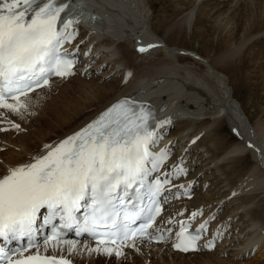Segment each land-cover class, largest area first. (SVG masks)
I'll return each mask as SVG.
<instances>
[{"label":"snow or ice","instance_id":"6c2138e0","mask_svg":"<svg viewBox=\"0 0 264 264\" xmlns=\"http://www.w3.org/2000/svg\"><path fill=\"white\" fill-rule=\"evenodd\" d=\"M69 8L64 0H45L42 4L40 0H0V108L18 112L26 107L20 97L46 85L52 75H74L71 68L75 61L60 48L73 40L76 33L66 34L58 27L61 13ZM76 22L67 20L63 28L66 30ZM9 100L15 103H8ZM148 119V114L137 113L128 101H122L57 146L45 145L46 155L8 169L0 177V238L10 241L27 237L24 250L33 247L32 237L42 208L49 212L45 225L52 224L57 217L62 222L59 229L53 225L52 235L45 240L58 241L53 249L59 246L63 229L75 228L77 235L89 233L96 239L98 246L88 249L90 254L120 255L108 245H123L137 234L151 237L147 230L161 211L157 199L162 191L161 182L149 188L148 207L140 206L138 211L130 212L126 199L130 190L138 191L134 186L143 187L146 164L153 156L149 143L154 142V133L149 131ZM166 154L161 153L159 159ZM137 199L141 197L137 195ZM82 207L88 210L81 222L76 213ZM192 215L195 218L197 213ZM140 219L146 222L133 228ZM205 226L201 225V229ZM185 231L186 226L182 225L177 236L179 243L174 246L185 252L198 250L199 236L185 235ZM63 242L77 250L75 241ZM0 262L71 264L68 259L41 255L39 251L13 262L2 247Z\"/></svg>","mask_w":264,"mask_h":264},{"label":"bare ground","instance_id":"6f19581e","mask_svg":"<svg viewBox=\"0 0 264 264\" xmlns=\"http://www.w3.org/2000/svg\"><path fill=\"white\" fill-rule=\"evenodd\" d=\"M86 1H90L92 3L94 2L97 5L96 7L104 9L106 14H109L110 16H112L113 18L111 21H114V23H117L119 25V27H117V31L118 29H120V27L123 26L124 23L126 24L127 22V18L125 17L126 15H123L122 12L128 13V14L130 13L131 14L130 17L131 16L134 17L135 19L134 23L131 22L133 26L139 24L141 25L143 29H145L146 25L142 26V24H143V20H145L148 17H146L145 19L142 17L143 15L142 12L144 9V6L142 5V0H85V2ZM182 1L183 0H179V3H181ZM188 1H185V0L183 1L184 4L189 5L187 6L188 8L192 7V5L196 2V0H191L189 2ZM226 1L227 0H216L214 2H216V6L220 4L222 6V4L225 3ZM94 3H93V6H95ZM148 4H149V8L153 10L154 4L151 1H149ZM202 4H203L202 12L204 11V13H206L205 12L206 5H210L211 0H204ZM113 6L118 10L116 11ZM245 7H246V10H243V18L245 19L244 26H242L241 29L237 30V32L231 29L230 34H227V35H223V33L222 35L219 34L220 36L218 38V43H216V45L222 46L223 49L220 50L219 54H214L211 56H209L208 54L207 55L209 56L208 61L206 59H198L197 57H194L192 54L185 55L179 52L177 54L176 48L171 49V45L177 46L179 48L184 47L180 43L179 39L186 37V32H185L186 26L185 25L190 24L189 22L193 15V11L189 10L188 13L185 16H183L184 20H182L176 26H171V28L168 30V35H166L167 43L165 44V46H166V50L169 49L170 51L167 50L168 54L167 53L165 54L167 56L164 57V55H161L159 58L151 57L156 54V51H158V49L157 50L153 49L151 51L141 54L139 51V48H136L135 53H133V57L130 56L132 55V52H130V54L127 52L124 53L123 58L126 59L124 64H126L125 67H128V74L129 73L133 74V77H134V78L132 77L134 79L133 81L130 80V81H126L125 83H122V79H120L118 82H109L103 85L98 84L97 82L93 81L92 83H87V87H89V89H85V88L83 89L82 87L83 84L77 83V85L72 86L71 88L72 90H70L69 87L71 86L65 84V81H66L65 79H56L52 84H50L49 87L42 88L41 90L39 89L36 92L32 93L30 96L24 98L23 101H27L26 108L25 109L20 108L18 111L20 114H16V117L18 120L22 119V121L21 120L20 121L22 123L23 129L24 128L27 129L28 132H22L16 136H14L12 132H8V133L0 132V138L6 141L5 144L14 145L15 147L13 149H16L18 147L16 149L18 151L10 150V149L7 151H0V176L2 174L7 173L6 170L15 166L14 164L19 163V162H24V161H30L34 156L42 152L41 147L46 142L52 141L53 139L56 140L58 137H63L65 135L72 134L79 127L86 124L93 117H95L99 112L103 111L106 107H108L113 101L121 97V95H124V94L127 95V94L134 93L136 94L137 97H140L142 99H147L149 97L152 98L153 101L155 102L156 107L158 108L159 114L162 116L163 123L159 124V127H162V126H165L164 123L168 125V123H170L174 119L175 117L174 114H176V112L177 113L180 112L177 105L174 106V103L176 100L177 102H179L178 100H180L181 98L183 99V97L185 96L183 94H186L188 98L187 97L185 98L186 100H188V102H190L191 100L192 101L195 100L193 102L197 103L199 106L201 104L203 106V103L200 101L198 102V99L202 98L208 102L210 100H213L215 103H213L214 105L212 109H217L216 112L214 113H217V112L219 113L218 109H220L222 113L226 111L227 118L230 120V122L233 123L232 125H234L236 129H238L239 134H240L236 142L233 143L231 146H229L228 149L226 148V150H224L226 152L221 156L219 154L220 151L216 152L214 150L215 152L213 151V154L209 156V158L203 157L204 154L207 153V151L208 152L211 151L206 146V143H205V139L207 135L208 137L210 136V133H208L207 135H203V137H200L195 144L189 143V146H191L192 148H206L205 153L200 152L197 155V159H196L197 162L200 159H202L201 162L210 160L209 163H212L216 161L217 159L218 160L221 159L224 156H226L227 159L230 157H235L237 159L236 154L238 155L243 154V156L244 155L247 156L248 153H253L255 156V160H256V163H254L247 170L246 175L243 181H241V183H239L237 180H231L229 182L230 186L228 190L224 191L225 192L224 194L220 196L218 195L217 198L211 197V199L210 198L207 199L208 201L209 200L210 201L205 204H209V203L213 204V207L219 206V205L222 206L221 204L222 201L227 199L228 197L226 196L230 195V193L232 192L240 193L242 191H245L246 193L247 190L248 191L255 190V192H253L251 195L247 194L248 196H244V197L243 195L238 197L239 195L235 194L238 197L237 200L242 201V204L239 205L241 208V207H244L243 205L246 202H251L252 198L255 199L257 198L258 195L263 194L264 193V164H263L264 162H262L261 160L264 161V120H261V122H258L256 124L257 128L254 127L253 129V132L255 133H253L251 129L248 128V124H249L248 122L251 123L252 117L249 116V113H247L246 109L243 106V103L240 101V99L236 95L235 90L232 92L230 91L231 89H229V86H228L229 84L226 80L227 74H232L234 77H237L238 72H244L246 75H247V71L251 72L250 68L248 70L246 69L244 70L242 69L243 67H241L242 64H245L248 62L247 57L250 56L249 54L254 53V55H256V57L258 58V60H261L262 58H264L263 57L264 49L263 50L260 49L259 52L257 53L252 52L253 50L256 49L254 48L256 47V45L254 44L253 45L249 44L248 47H245L246 49L244 50V52H241V53H244L243 58L238 57L239 52H240L239 49H236V47L232 48L233 46L232 43L233 42L236 43L237 41H239V43L237 42L238 44H245V46H247L246 44L247 42H249L248 40L251 38V37L248 38L247 36H249L250 34L251 36H253L256 33H259L264 28V0H247V4L246 6H244V8ZM204 21H206V18L204 20L203 19L200 20L199 22L201 23ZM164 23H166L165 25L167 27V22L164 21ZM213 27L211 29H213ZM209 28H208V35H210ZM155 32H156L155 33L156 37L150 34L148 35L147 33L144 36V39L140 41V44L142 43V41H145V39L147 41H150V40L157 41L158 40L157 36L159 37V33L157 34V31ZM244 38H245V41L243 40ZM94 39H95V36L93 39L91 38V41H93ZM103 41L107 42L106 48H110L109 46L114 43V40L112 38H106V39H103ZM101 42H99V44ZM212 43H213V40L209 42L208 44L209 47L215 45V43L213 44ZM106 56H108V54ZM185 61L186 62L188 61V63L191 62L193 66L183 64ZM258 64L259 65H258L257 71H256V68H257L256 65L252 66V68H254L253 70H255L256 72V75L255 74L252 75L253 74L252 73L253 71H252L251 72L252 74L250 73V76H247V77L250 78L251 80H254L253 85L255 86L256 89L260 88L264 91V65H263L264 63L262 64L258 63ZM74 78H77L79 80L82 79V77L79 75ZM55 86L58 87V89H60V93L65 92L66 94L71 93L72 91L76 90L78 86H81L80 88L82 91L79 90L80 91L79 95L81 96L70 97L72 99H69L68 101H66V105L64 106L63 100L62 102L57 100L59 99L60 93L56 97L51 96L52 94L46 95V92L51 90ZM163 94H167L168 97L167 98L164 97L163 99ZM49 96L51 97L49 98ZM37 98H39V100H36ZM188 102H187V106L193 107ZM48 108H51L48 110V114L50 116L48 119H46L45 111ZM208 109L210 111H213L211 108H208ZM221 109H224V111H222ZM263 111L264 109H262V112ZM210 113H209V118L208 116L207 118H203V119L202 117L197 118L196 122L197 120L202 121L201 126L205 128L206 126L208 127L207 124L209 123L212 124L211 122L217 123V125L212 127V130H211V133H212V131H215V130L217 131V129L219 130L221 127H223L224 125L223 123L226 121L223 120V118L221 121L220 120L221 118H220L219 122H216L218 121L217 117L214 119L215 121L212 120L210 118ZM18 115H20V118H18ZM28 118H30V120H28ZM54 119L56 120V124L53 125L51 128L53 132H56V137L53 139L47 140L46 139V135L48 134L46 133L47 131L42 129V127H39L37 130H35L36 127L34 125V122L36 123L37 121L39 123L48 122L50 124L45 123L44 126L50 127ZM194 119L192 120L191 118L187 117V119L183 120V122L181 123L187 124V128H189L188 126L191 125L193 121H195ZM36 132L39 135H36L35 134ZM34 134L36 135V137L38 136L40 137L41 139L39 143L40 145L36 144L35 140L33 139ZM185 134L186 135L183 138L189 136V139H192L195 135L199 136L198 131L197 132L194 131L193 133H188L187 131V133ZM48 136H51V135L48 134ZM183 138H181L180 140L184 141ZM218 138H219V135H218ZM220 138L219 140L221 141ZM249 143H251V146H249L250 145ZM222 144H224V142H222ZM0 145L2 144L0 143ZM211 146L213 145H210L209 147L211 148ZM220 149L222 148L219 147V150ZM259 149H261V151H259ZM27 155H30V157L28 158ZM243 159L244 158L240 156L238 157L237 160H243ZM228 161H231V158ZM233 163L237 164V162H233ZM202 166L204 165L202 164ZM219 168L220 167H218V169ZM228 172L230 171H224V174H226L227 177L228 175H231ZM232 174H234V172ZM191 177L193 178L197 177V180L199 179L197 174L191 175ZM205 180H207V178ZM204 185L205 184L203 183L201 187L203 188ZM223 197H226V198H223ZM204 198L205 197H203V199ZM215 200H219V201L216 203ZM192 201H188L187 203L190 204ZM236 209L237 207H235L234 210ZM248 222L249 223H247L248 225L246 224V227H243L240 229L241 231L240 233L237 234V236H239L240 234H243V232L246 230L248 226V228L252 229L249 234V237L241 241L239 244L238 242L237 243L235 242L236 244L234 245H237V248H240V246L245 245L251 249L253 248V246L254 247L256 246L257 248L259 247V249H261L262 251L264 249V236H263L264 227L263 225H261L262 223L260 222L264 223V221L263 219H257L255 217H252L250 221ZM240 249L241 251L240 250L239 251L241 253L247 250V248H244L243 250L242 248ZM56 250L57 251L59 250V246L55 249H53V246H50L48 252L52 253L53 251H56ZM86 252L87 250H84V251L80 250L77 253L75 260L78 262V264H85L87 261H90L91 264H115V263L123 264L119 262V259H120L119 257L110 256L109 254L96 255L94 252L90 254L89 251L87 255H85ZM262 254L263 253H261L260 255ZM190 255L191 254L185 255V254H181L178 252H173L169 248L164 249V246H158V248L156 249L154 248L148 249L146 247H143L141 249V252L140 251L130 252L126 256L127 258L126 264H255V259L249 262L248 261L242 262V260L247 259L249 257L248 254L246 255L247 258L243 256V259L233 258L232 260H226L225 258H222L219 252L217 251L208 252V253L197 254L196 255L197 258L194 260V262H189L186 260V258L190 257ZM257 259L259 260L261 258L258 257ZM260 264H264V261H262Z\"/></svg>","mask_w":264,"mask_h":264},{"label":"rangeland","instance_id":"374dc122","mask_svg":"<svg viewBox=\"0 0 264 264\" xmlns=\"http://www.w3.org/2000/svg\"><path fill=\"white\" fill-rule=\"evenodd\" d=\"M149 1H151L154 4V9L153 10H151L149 8V4H148ZM183 1L181 3H179V0H142V5L144 6V9H143V12H142L143 13L142 17L144 19L146 17H148L145 20H143L142 26L146 25L145 29H143L141 27V25H139V24L133 26V24H131V22L134 23V21H135L134 17L131 16L132 17L131 18L130 17V15H131L130 13L128 14V13H124V12H122V13H123V15H126L125 17L127 18V22H126V24L124 23L123 26L120 27V29H118V31H117V27H116L115 24H113L112 27H108L107 30H105L104 27L97 28L98 31H100L99 35H98L100 38H102V39L112 38L114 40V43L112 44L113 46L110 45L109 46L110 48H108V49H110V50H112L114 52L113 57L110 56L111 57L110 59L113 61L112 58H114L116 62L119 61L121 64H124V62L126 60L125 58H123L124 53L127 52V53L130 54V52H132V55H130V56L133 57V53H135V50H136L134 48V46H135V44H134L135 41L134 40H136L137 38H143L144 39V36L147 33H148V35L150 34V35H153V36L156 37V35H155L156 32L155 31H157V34L159 33L160 39H162L164 42H166V35H168V30L171 28V26H176L178 23H180L182 20H184L183 16H185L188 13L189 10L193 11V15H192L191 20L189 22L190 24L185 25L186 26V29H185V32H186V37L185 38L186 39L185 38L179 39L180 43L184 47H180L179 48L177 46H172L171 45V48H176L177 49V50L175 49L177 54H178L180 49H187V50H189V51H191L193 53L199 54L202 57V58H198V59H206L208 61V59H209L208 57L209 56L214 55V54H219L220 50L223 49L222 46L216 45V43H218L219 36L222 35V33H223V35L230 34L231 33V31H230L231 29L234 30L235 32H237V30L241 29L242 26H244V24H245V19L243 18V10H246V7L244 8V6H246L247 0H227L225 3L222 4V6H221V4L220 5L217 4L218 6H216V2H214L216 0H211V4L210 5H206V9H205L206 13H204V11L202 12V5H203L202 2L204 0H196V2L190 8H188L187 6H189V5L188 4L187 5L184 4ZM185 1H188V0H185ZM189 1H191V0H189ZM235 13H237V14H235ZM110 17H112V16H110ZM205 18H206V21L201 22V23L199 22L200 20H202V19L204 20ZM164 21L167 22V27H166V25H165L166 23H164ZM112 22L114 23V21H112ZM212 23H214V24H212ZM211 25H213V26L215 25L214 26L215 28L213 26H211ZM212 27H213V29H211ZM208 28H209L210 35H208ZM85 33H86V31H85ZM85 35H89V33H87ZM91 35L92 34H90V36ZM247 37L248 38L251 37L248 40L249 42H247V44H246L247 46H245V44H238L239 41H237L238 43L237 42L236 43L233 42L234 44L232 43V45H233L232 48L236 47V49L240 50L238 57L243 58L244 53H241V52H244V50L246 49L245 47H248L249 44L256 45V47H254L256 49L253 50L252 52H256L257 53V52H259L260 49H262V50L264 49V28L259 33H256L253 36H251V34H250ZM95 39H96V37H95ZM212 40H213V43H215V45L209 47L208 44ZM243 40L245 41V38ZM145 41H147V40L145 39ZM240 42H242V41H240ZM236 44H237V46H236ZM162 50H164V49H162ZM167 50H169V49H167ZM167 50H166V46H165V51L163 53H160V55L158 54V56H156L154 58H159L161 55H164V57L167 56V55H165L168 52ZM107 54L108 53H106L105 56ZM208 54H209V56H207ZM249 55L250 56L247 57L248 58V62L245 63L247 65L242 64L241 67H243L242 69H244V70L245 69L248 70L250 68L251 72L253 71L252 72L253 74L251 72H249V71H247V75L244 72H238L239 78H238V76L234 77L232 74H227L226 75L227 76L226 80H227V82L229 84L228 85L229 89H231L230 91L232 92V91L235 90L236 95L238 96L240 101L243 103V106L246 109L247 113H249V116L252 117L251 123L248 122L249 123L248 124V128L251 129V131L253 132L254 127L257 128L256 124L258 122H261V120H264V115H263L264 111L262 112V109H264V91L262 89H260V88L256 89L255 86L253 85L254 80H251L247 76H250V73L252 75H254V74L256 75V72H255V70H253L254 68H252V66L256 65V67H257L256 71H257L258 70V65H259L258 63H261V64L264 63V58H262L261 60H258V58L256 57V55H254V53H251ZM193 56L196 57L195 55H193ZM135 57H136V55H135ZM183 64H187L189 66H193V64H191V62L188 63V61L187 62L185 61ZM245 66H247V67H245ZM108 73L109 72H106V74H108ZM101 74H105V73L103 72ZM133 78L130 79V80L133 81L134 80ZM119 79H122V78L117 76V77H110V78H107V79L105 78L104 79V77H101V76L99 77V75H98L96 77H89L87 79L85 78L84 80H83V78L80 79V80L77 79V78H74V79H71V80H69L67 82L65 81V84L71 86V87H69L70 90H72L71 89L72 86L77 85V83H82L83 84L82 85L83 89L84 88L85 89H89V87H87V83H92L94 81V82H97L98 84L103 85V84H106V83H109V82H118ZM80 87L81 86H78L76 90L72 91L71 93H67L66 94L65 92H61L60 93V89H58V87L55 86L51 90L47 91L46 95H51L52 94L51 96L56 97L60 93L59 99H57V100H59L60 102H62V100H63V105L65 106L66 105V101H68L69 99H72L70 97H72V96H74V97L81 96V95H79V92L82 91ZM253 88H255V89H253ZM163 95H165L166 98L168 97L167 94H163ZM183 95H185L183 97V99L181 98L180 100H178L179 102H177V100H176L175 103H174V106L177 105L178 109L180 110L179 113L176 112V114H174L175 117L177 116L176 118L174 117V119H176L177 122H179V121L183 122V120L187 119V117H188V118H191L192 120L195 118L194 119L195 121H193L192 124L188 126L189 128H187V124H185V123H181L182 125L184 124L183 126L178 124V126L174 129V133H180L181 130H184V129H187V131L190 130V132H194V131L197 132L198 131L199 133L201 131H205L204 135H207L208 133H210V136L208 137V135H207V137L205 139L206 146L211 150V151H209L210 153L208 152V154H209L208 156H211L213 154L214 150L216 152L220 151L219 152L220 156L223 155L226 152L224 150H226V148L228 149L229 146H231L233 143L236 142L237 134H239V131L236 132L237 130H235L234 125H232L233 123L230 122V120L227 118L226 111H224V109H221L225 113V114H222L220 109H218L219 113L220 112L221 113L220 114L218 112L214 113V112H216L217 109H212L213 105H214L213 103H215L213 100H210L208 102V101H206L205 99H202V98L198 99V102L200 101V102L203 103V106H202V104L199 106L197 103L193 102L195 100H193V101L191 100L190 102H192V103L188 102V100H186V98H185V97H187V95L186 94H183ZM51 96H49V98ZM65 96H66V98H65ZM163 99H164V97H163ZM36 100H39V98H37ZM187 102L190 103V104H193V107L187 106ZM182 108H184V109H182ZM208 108H211L213 111H210ZM49 109H51V108H48L45 111V118L46 119H48L49 116H50L48 114V110ZM209 113H210V118L212 120H214L217 117L218 121H216V122H219L220 118H221L220 119L221 121H222V118H223V120L226 121V122L223 123L224 124L223 127H221L219 130L217 129V131L216 130L212 131V133H211L212 127L217 125V123L211 122L212 124H210V123L207 124L208 127L206 126V128H205V127L201 126L202 125V121H198L197 120V122H196L197 118H201L202 117V119H203V118H207V116L209 118ZM179 119H182V120H179ZM33 122H34V120H33ZM38 123H39L38 121H37V123L34 122V125L36 127L35 130H37L39 127H42V129L47 131L46 133L51 135V136H48V134L46 135V139L47 140H50V139H53V138L56 137V132H53L52 128H51L53 125L56 124V120L55 119H54V121H52L50 127H45L44 126L45 123L46 124H50L48 122H43V123H39V124ZM181 126H182V128H181ZM179 128H181V129H179ZM27 132H28V130H27ZM253 133H255V132H253ZM35 134L39 135L37 132ZM35 134L33 135V139L35 140L36 144H39L41 139H40L39 136L36 137ZM218 135H219V138L221 137L220 138L221 141L219 140ZM213 136H214V138H213ZM60 138L61 137H58L56 140H58ZM34 140H32V141H34ZM222 142H224V144H222ZM210 145H213V146H211V148H210L209 147ZM219 147L222 148V149L219 150ZM216 148H217V150H216ZM16 149H13V150L18 151ZM204 150H206V148H204ZM259 151H260V149H259ZM195 152L198 155L200 152L201 153L202 152L205 153L206 151H199L198 150V151H195ZM236 155H237V159L240 156H242V158H244V159L243 160H237L235 157H230L231 161H228L230 158L227 159V157L224 156L221 159L216 160L215 162H212V163H209L210 160L209 161H205L207 163H205L204 161L200 162L201 166H202V164L206 166V164L209 163L205 167L203 172L208 170V172L206 174L205 173L204 174H205L207 180L210 183V190L209 191L205 190V191L200 192L199 196L196 198V200H193L194 203H193V201L191 203L200 204L203 201L208 202L207 199H209V198L211 199V197L212 198H215V197L217 198L218 195L220 196V195L224 194L225 193L224 191L228 190V188L230 186L229 182L231 180H237L239 183H241V181H243L247 170L254 163H256L255 156H254L253 153H248L247 156L246 155L243 156V154L242 155L241 154H239V155L236 154ZM27 157L29 158L30 155H27ZM204 158H206V157H204ZM200 161H202V159H200ZM233 162H237V164L233 163ZM202 167H204V166H202ZM218 167H220V168L218 169ZM224 171H230L228 173L231 174V175H228V177H227V175L224 174ZM231 171H232V173L234 172V174H232ZM207 180L204 179L201 185H203V183L206 184ZM253 192H255V190L254 191H248L247 190L246 193H245V191H242L240 193H235V194H238L239 195L238 197H240L242 195L244 197V196H248L247 194L251 195ZM205 195H207L208 198ZM203 197H205L206 199L205 198L203 199ZM226 197H229V195L226 196ZM226 197H223V198H226ZM238 197L236 195L234 197H231L232 198L231 201H229V202H227L225 204V206L223 207V215H229V214H231L233 212V209H235V207H239V208H237L235 210V212L238 213L239 217L241 216V218H242V216H243V218L241 220V224L243 223L241 225L242 228L246 227V224L249 223L248 221H250V219L252 217H255L257 219H263V221H264V208H263V206H264V193L261 194V195H258L257 198H255V199L252 198L251 202H246L243 205L244 207H241V208H240L239 205L242 204V201L237 200ZM219 200H215L216 203ZM260 206H261V208H260ZM260 223H262L261 225H263V227H264V223L263 222H260ZM251 230L252 229L248 228V226H247L246 230L243 232L244 235L241 234V236L244 237L243 240L247 239L249 237V234H250ZM240 248H242V250L244 248H247V250H245V252H243L244 255L241 254V257H238V256L234 257V255L237 254L236 252H233L235 250H231L232 254H230L231 251H228L227 255H224V256H221V257L225 258L226 260H232L233 257H234V259H238V258L239 259H243V256L245 258H247L246 257V255H247L246 252L249 249H251V248H248V246H245V245L244 246H240ZM240 248H238V249L241 251ZM253 248H256V251H257L256 254L253 257H248L247 259L242 260V262L243 261H245V262L248 261L249 262V261L255 259V264H257V263L260 264L262 261H264V249L261 251V249H259V247L257 248L256 246L255 247L253 246ZM235 249H237V248H235ZM260 251H261V253H263L262 255H260L261 254ZM258 257H260L261 259L258 260L257 259ZM196 258L197 257L195 255L193 257H187L186 260L189 261V262H194V260ZM85 264H91V262L87 261ZM115 264H118V263H115Z\"/></svg>","mask_w":264,"mask_h":264}]
</instances>
